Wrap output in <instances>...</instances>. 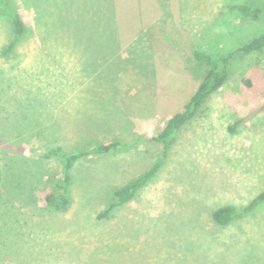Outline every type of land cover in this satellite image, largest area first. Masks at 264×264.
<instances>
[{"label":"rangeland","instance_id":"1","mask_svg":"<svg viewBox=\"0 0 264 264\" xmlns=\"http://www.w3.org/2000/svg\"><path fill=\"white\" fill-rule=\"evenodd\" d=\"M9 3L24 31L15 39L0 13V264H264V201L226 225L211 217L264 189V48L234 58L165 153L149 139L203 78L193 51L263 33L264 0ZM241 3L259 17L230 8ZM110 141L121 146L71 167L65 210L45 202L60 191L61 153ZM156 161L131 201L98 217Z\"/></svg>","mask_w":264,"mask_h":264},{"label":"trees","instance_id":"2","mask_svg":"<svg viewBox=\"0 0 264 264\" xmlns=\"http://www.w3.org/2000/svg\"><path fill=\"white\" fill-rule=\"evenodd\" d=\"M0 13L10 18L15 39L24 31V23L18 12L10 5L9 0H0ZM231 9L237 10L242 16L250 19H257L260 15V9L248 3L230 5ZM13 43H10L4 53L12 49ZM264 48V32L251 38L247 42L237 46L233 50L225 52H206L202 50H194L193 56L196 60L205 66V74L201 79L196 90L191 94L183 109L166 119L162 129L149 139L162 144L164 153L174 142L179 130L183 125L192 120L203 108L205 102L212 93L217 91L228 79L231 64L235 57L244 56L256 52ZM239 119L234 121L230 126L233 130L238 124ZM121 146L120 141H110L96 144L90 148L72 152L61 153L64 156L63 179L59 186L60 191L56 193H48L45 195V202L57 210H65L70 204V196L68 194L69 184L71 180V167L82 157L107 153ZM61 148H50L45 155L51 156L59 154ZM161 166L160 161H156L150 168L145 170L139 176L129 180L123 185L113 190L112 200L99 214L98 217H107L111 212L127 202L131 201L137 192L149 183ZM264 201V189L253 196L246 204L236 206L233 204H225L215 208L211 217L212 220L219 225H226L244 214L250 212L255 206Z\"/></svg>","mask_w":264,"mask_h":264}]
</instances>
